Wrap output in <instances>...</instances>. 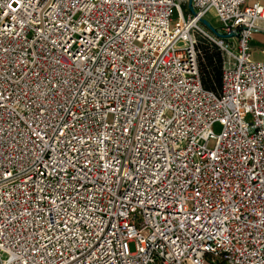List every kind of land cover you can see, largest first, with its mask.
<instances>
[{
  "label": "built area",
  "instance_id": "2783aa9c",
  "mask_svg": "<svg viewBox=\"0 0 264 264\" xmlns=\"http://www.w3.org/2000/svg\"><path fill=\"white\" fill-rule=\"evenodd\" d=\"M189 2L0 0V264H264V5Z\"/></svg>",
  "mask_w": 264,
  "mask_h": 264
},
{
  "label": "trees",
  "instance_id": "16d2710c",
  "mask_svg": "<svg viewBox=\"0 0 264 264\" xmlns=\"http://www.w3.org/2000/svg\"><path fill=\"white\" fill-rule=\"evenodd\" d=\"M205 40L199 37V48L201 50L200 72L202 81L208 89L220 88L224 58L216 45H212L213 49L211 51L209 45L204 43Z\"/></svg>",
  "mask_w": 264,
  "mask_h": 264
},
{
  "label": "crops",
  "instance_id": "0c3cea01",
  "mask_svg": "<svg viewBox=\"0 0 264 264\" xmlns=\"http://www.w3.org/2000/svg\"><path fill=\"white\" fill-rule=\"evenodd\" d=\"M261 3L264 5V0H247V3L249 5H252L254 3ZM259 24H262V21H259ZM251 48L253 51V57L257 60L264 61V34L257 32L254 33L251 41Z\"/></svg>",
  "mask_w": 264,
  "mask_h": 264
},
{
  "label": "rangeland",
  "instance_id": "374dc122",
  "mask_svg": "<svg viewBox=\"0 0 264 264\" xmlns=\"http://www.w3.org/2000/svg\"><path fill=\"white\" fill-rule=\"evenodd\" d=\"M181 1V3H182V7H183V11L185 12V13H188L189 11H190V9H189V5H188V0H180ZM208 18L210 19V21L214 24V26L215 27H218V23L216 22V20L214 19V16L212 15H209L208 16ZM200 36V39H202V40H205L204 41V43L205 44H207V45H209V47L211 48V51H212V45H215V43H214V41L212 40V38H209V36H205V35H203V34H200L199 35ZM211 37H213L212 36V34H211ZM204 44V45H205ZM221 52V51H220ZM222 53V52H221ZM222 57H223V55H222ZM224 58V57H223ZM253 60H257V59H255V57H253ZM257 61H261V60H257ZM223 65H224V63H223ZM220 130H221V127L219 126V125H216L215 127H214V132L215 133H219L220 132ZM209 145H210V147H213L214 146V140H211L210 142H209ZM130 249H131V251H134L135 250V245H134V243H130Z\"/></svg>",
  "mask_w": 264,
  "mask_h": 264
},
{
  "label": "water",
  "instance_id": "95a60500",
  "mask_svg": "<svg viewBox=\"0 0 264 264\" xmlns=\"http://www.w3.org/2000/svg\"><path fill=\"white\" fill-rule=\"evenodd\" d=\"M189 9L191 12L194 13V8L191 5V2H189ZM201 23H203L204 25H206L208 28H210L212 31L216 32L215 28L212 26V24L206 20V19H201Z\"/></svg>",
  "mask_w": 264,
  "mask_h": 264
},
{
  "label": "bare ground",
  "instance_id": "6f19581e",
  "mask_svg": "<svg viewBox=\"0 0 264 264\" xmlns=\"http://www.w3.org/2000/svg\"><path fill=\"white\" fill-rule=\"evenodd\" d=\"M211 13H212V11H210V12L208 13V16H209V15H212Z\"/></svg>",
  "mask_w": 264,
  "mask_h": 264
}]
</instances>
